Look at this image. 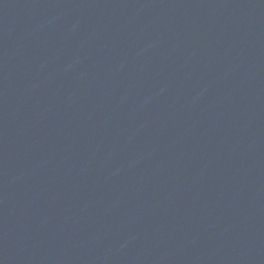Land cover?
<instances>
[{
    "label": "water",
    "instance_id": "95a60500",
    "mask_svg": "<svg viewBox=\"0 0 264 264\" xmlns=\"http://www.w3.org/2000/svg\"><path fill=\"white\" fill-rule=\"evenodd\" d=\"M0 264H264V0H0Z\"/></svg>",
    "mask_w": 264,
    "mask_h": 264
}]
</instances>
